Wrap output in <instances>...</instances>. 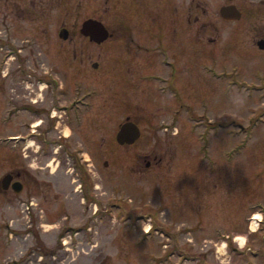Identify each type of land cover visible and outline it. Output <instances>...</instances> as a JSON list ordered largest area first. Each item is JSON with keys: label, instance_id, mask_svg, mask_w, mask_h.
I'll return each instance as SVG.
<instances>
[{"label": "rangeland", "instance_id": "obj_1", "mask_svg": "<svg viewBox=\"0 0 264 264\" xmlns=\"http://www.w3.org/2000/svg\"><path fill=\"white\" fill-rule=\"evenodd\" d=\"M244 1L183 0L184 47L179 62L192 80L197 100L208 97L210 109L202 108L199 102L195 110L205 116L207 112L215 124L209 130L211 154L219 166L214 175L208 173L207 162L196 155L195 149L201 142L191 136L190 125L182 122L175 129L174 125L166 124L171 121L173 108H162L168 100L165 96L154 92L152 86L140 88L134 84L129 87L127 77L120 71L108 73L102 72L105 67L102 71L93 68L95 61L111 63L115 52L104 48L101 57L95 52L79 66V54L81 49L87 53V45L77 40V61L72 56L69 61L63 60L65 52L72 53L73 49L70 45L71 49L58 51L61 41L52 38L60 37L63 24L68 30H76L73 34L76 37H83L80 31L83 21L91 15L99 16L101 1L38 0L40 7L50 6L47 15L51 24L47 27L42 24L48 18L40 13L44 18L32 24L37 26L32 30L30 19L25 16L22 27L13 26L8 42L2 40L1 34L5 31L0 29V116L7 106L5 96L23 105L50 106V109L54 104H72V97L85 94L95 97H92L95 101L92 109L84 115L83 125L79 127L76 108L72 106L70 119L67 118L70 127L60 123L53 134L46 135L54 145L58 143V135H70L83 145L81 149L87 150L88 168L97 176V185L83 186L87 199L85 194H80L81 188L74 191L71 175L64 172L68 164L55 160L47 167L50 155L35 157L32 149L36 150L37 146L28 129L36 126L14 118L4 122L0 119V179L17 165H27L30 171L42 168L37 169L39 178L31 179L27 174L24 177L26 184L33 187L31 191H35L36 208L46 215L44 223L50 235L47 239L55 246L51 264H264V226L257 232V224L246 220L252 211H259V204L264 201V125L259 130L255 127L260 102H256L255 95L252 98L249 95L252 82L240 89L228 87L227 80L217 79L207 69L212 52L220 59L219 64L225 61L230 65L238 63L243 69L264 68V54L255 56L238 49L224 50L223 42L229 33L220 23V8L227 3L239 7ZM254 1V4L264 5L261 0ZM197 4L198 21L191 28L186 24L187 10ZM102 18L107 27H112L116 21L112 12ZM75 22L77 27H74ZM211 22L220 31L216 34L217 40L209 37L213 29ZM229 26L231 31L239 28L238 23ZM30 32H34L33 35ZM16 34L21 35L22 42L16 40ZM27 35L33 36V40L25 46ZM18 44H23L19 65L26 68L29 61L30 72H17ZM29 51L34 54L29 53L28 57ZM119 65L115 63L114 68ZM229 75L231 84L242 79V73L235 70ZM53 109L56 114L61 112ZM127 112L140 119L138 125L142 133L132 146H119L114 135L117 133L115 121ZM27 116L28 113H22L23 120H27ZM147 118L154 123L146 121ZM35 119L33 123L41 120ZM19 131L27 138L25 147L29 146L22 154L11 141ZM237 132L241 133L235 135ZM225 149L230 156L228 163L224 161ZM144 153L151 155L153 164L155 155L162 156L163 160L149 169L146 178L141 172L133 180L128 173L133 168L137 172L144 169L146 162H141L143 158L139 161V155ZM105 161L108 166H104ZM139 163L142 164L140 169L137 168ZM115 173L122 178L119 180L123 182L119 186L122 192L112 191L111 185L118 180L113 176ZM63 208L68 210L62 212ZM1 211L7 210L2 208ZM68 225L76 226L74 232ZM224 234L233 236L228 239ZM233 244H244L252 251L236 255L231 250ZM42 256L39 253V257Z\"/></svg>", "mask_w": 264, "mask_h": 264}, {"label": "flooded vegetation", "instance_id": "obj_2", "mask_svg": "<svg viewBox=\"0 0 264 264\" xmlns=\"http://www.w3.org/2000/svg\"><path fill=\"white\" fill-rule=\"evenodd\" d=\"M91 1L92 0H87V3ZM94 1H101L98 3L100 4V9H98L100 14L96 17H94L95 15L88 16L84 21L87 19L100 21L108 29L111 34L110 37L101 42L84 34L83 37L79 38L73 35L76 33V30H68L65 24H63V29H67V37L52 38L57 42L61 41L59 44L60 46L57 47L58 51L73 49L72 53H70L69 50L65 52L63 60L69 61L72 56L73 60L77 61L79 54L76 47L77 40H83L84 42L81 44L87 45V53L84 49H81V53L79 54V66L83 65L85 59L90 60L92 54L95 52H98L99 57H101V51L104 48L111 50L113 53L115 52L111 59V63L99 59L100 61L92 63L93 68L96 71H102L103 67H105L103 69L105 71L102 72L108 73L120 71L122 76L127 77L129 87L134 84L136 87L140 88L152 86L154 92L162 97L165 96L168 100L165 101L162 108H173L170 113L171 121L166 124L174 125L175 129H177L182 122H185L186 125L189 124L191 136L194 137L195 140L201 142L200 145L198 143L195 149L196 155L201 157V160L207 162L206 166L210 175L217 173L219 170L216 169H218L219 166L217 165V160L211 154L212 147L209 139V130L213 129L215 124H213L212 119L207 116V112L206 117L195 110L199 102L202 104V108L210 109L208 97H201L199 101L197 100L198 96L194 94L192 80L184 73V69L179 62L182 58L184 47L183 0H103V5L102 0ZM261 1L264 2V0ZM254 3V0H246L239 7L234 3L223 5H236L241 12V16L236 19L224 18L221 14V8L223 7L221 6L220 16L222 21L220 23L228 29L229 33L228 38L223 42L225 52L228 49H238L246 52V54H254L255 56L264 54V5ZM39 7L38 0H0V29H4L5 31V34H1L2 40L4 42L11 41L13 26H15V28L22 27V19L25 16L30 19V29L32 30L37 27L32 26V24L36 25L38 19L44 18L43 16H46L48 20L42 22V24H46V27L51 24L50 16L47 15L50 6H41L40 9ZM198 9L199 5L197 4L187 10L186 24L191 28H193L192 26L194 23L197 24L198 15L195 11H198ZM111 12L115 13L116 21L113 22L112 27H107L101 19H103L102 17L104 14ZM40 13L43 16L40 15ZM243 19L244 21H242ZM233 23L239 24L238 30L236 28V30L231 31L229 25ZM211 24V28L213 29L210 31L209 37L211 40H217L216 34H220V31L217 30L218 27L214 26V22H211ZM74 27H77V22H75ZM187 28L188 27H186V29ZM30 33L33 35L34 32ZM231 33H233V35H231ZM15 37H17V41L22 42L23 38L21 35L16 34ZM26 37L25 40L27 42L25 46H28L30 45L29 43L32 42L33 36L27 35ZM237 39L238 42L234 43ZM70 45L71 48H69ZM22 50L23 44H18L17 56L15 58L18 60L17 72H30L31 68H29V61L26 62V68H23V65H19L22 63ZM29 53L34 54L29 51L26 53L28 57L30 56ZM213 53L214 52L210 53L208 56L211 63L207 65V69L214 77L223 79V81L227 80L228 87L234 86L237 89L243 88L249 81L253 83L252 91L249 92V95L251 98L254 97L252 95H255L256 102H260L259 115L256 118L255 124L257 130H259L264 125V68L243 69L238 63L230 65L225 61H221V64H219L218 62H220V59ZM117 62L120 63L119 68H114ZM109 66H112L111 69ZM231 70L242 73V79L235 80L234 83L231 84L229 75ZM188 89H191V94L187 92ZM64 91L65 90H63V92ZM92 97L94 96L89 94L79 96L75 99L72 97L70 99L72 104H69V102L61 105L54 104L50 109V106L48 108L36 106L35 108L28 103L23 105L13 97L8 98L5 96L7 106L4 109L5 111L2 112V116H0L1 122L11 118L18 120L20 123L24 122L26 125L32 126L37 122L36 127L34 126L35 129H28L30 136L35 138L37 149H32V152L36 153L35 157L38 158L40 154L43 156L50 155L47 157V167H50L52 161L55 160L63 164H68V166H64V172L71 175L70 180L72 184H74V191L81 188L79 190L80 194H85L86 197H88V194L84 191L83 186L91 185L89 187L91 188L97 185V176L95 172L92 168H88L90 163H88L89 158L86 157L88 155L87 150L81 149L83 145L76 143L70 135H58L59 140L57 145H54V142L46 135L53 134L58 129L60 123L70 127L67 118L70 119V110L72 106L76 108L75 111L79 119V127L83 125L86 120L84 115L89 112L95 104V97ZM54 107L61 112L56 114V110L53 109ZM24 112L29 114L27 120L22 119V113ZM130 115L131 114L128 113L115 121L117 133L114 135L119 146H132L137 142L136 140L133 144H121L117 141V134L123 123L132 120L138 124V120L140 119L137 116L133 115L132 117ZM34 117H36L35 120L38 118L41 120L35 121L34 124L32 121ZM146 121L154 123V120L150 118H147ZM217 123L221 125V123ZM222 126L223 128L225 127L224 124ZM239 133L241 132H237L235 135H239ZM23 134V131H19V133L15 134L16 151L20 152V154H22L25 149L29 148V146L25 147V140L27 142V138ZM228 154V150L225 149L224 161L227 163L230 161V156H228ZM141 158H143L141 162H146L145 166H143L144 169L142 171L138 170L137 172V170L133 168V171L128 173V176L133 180H135V177H138L141 172L144 173L146 178L149 169L158 166L157 163L163 160L162 156L158 157L155 155L152 157V159H154L153 164V160L151 161L150 159L151 155L148 153L140 154L139 161ZM104 166H108L107 161L104 162ZM141 167L142 164L139 163L137 168L140 169ZM37 169L42 168L37 167ZM37 169L33 168L32 171H30L27 165H17V167L5 173L4 176H8L6 180L0 179V264H51L53 261L52 256L55 251V246L47 239L50 235L48 234L49 229L45 227L47 224L44 223L46 215L44 216V213L36 208L38 204L36 202L35 191H31L33 187H29V185L26 184L24 177V174H27L31 179L35 178V176L38 177ZM47 172L54 173L53 170H47ZM113 176L118 180L111 185L112 191L122 192L119 191L121 190L119 186L123 183L119 180L122 178L119 179L117 173ZM131 178L128 179L132 181ZM47 184L49 183L47 182ZM37 188H39V186ZM37 188L35 189L36 191ZM22 194H24V196H22ZM2 208H6L7 211L2 212ZM249 208L252 209V206ZM67 210L68 209L63 208L62 212ZM259 211L261 212V219L257 232L262 230L261 225L264 226V201L260 202ZM255 212L256 211H252L246 217V220L251 219ZM68 228L70 231H73L76 226L68 225ZM224 236L228 239L231 238L230 235L224 234ZM23 240L26 241L25 244H23ZM231 247L232 252L236 255H240L247 251V247H245L246 249L243 247L239 248L234 244ZM260 249L262 250L261 245ZM250 251H252V249H250ZM258 252L253 251L255 254ZM39 253L43 256L39 257Z\"/></svg>", "mask_w": 264, "mask_h": 264}, {"label": "water", "instance_id": "obj_3", "mask_svg": "<svg viewBox=\"0 0 264 264\" xmlns=\"http://www.w3.org/2000/svg\"><path fill=\"white\" fill-rule=\"evenodd\" d=\"M221 14L224 18L230 19H236L241 16V12L234 4L223 6L221 8ZM81 32L86 36H90L92 39L98 42L105 41L110 36L108 29L100 21H97L95 19L86 20L82 25ZM60 36L62 38H66L67 30L62 29V31L60 32ZM140 135V127L133 121H127L121 126L117 135V140L121 144H132L140 137ZM3 179L6 180L7 177Z\"/></svg>", "mask_w": 264, "mask_h": 264}, {"label": "bare ground", "instance_id": "obj_4", "mask_svg": "<svg viewBox=\"0 0 264 264\" xmlns=\"http://www.w3.org/2000/svg\"><path fill=\"white\" fill-rule=\"evenodd\" d=\"M36 124H37V122H36ZM36 124L34 126H36ZM257 216H259V215H257Z\"/></svg>", "mask_w": 264, "mask_h": 264}]
</instances>
